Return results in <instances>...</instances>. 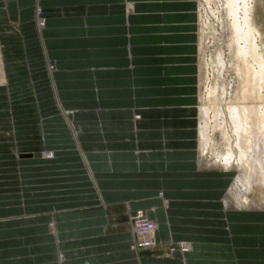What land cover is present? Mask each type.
Masks as SVG:
<instances>
[{
	"label": "crops",
	"instance_id": "crops-1",
	"mask_svg": "<svg viewBox=\"0 0 264 264\" xmlns=\"http://www.w3.org/2000/svg\"><path fill=\"white\" fill-rule=\"evenodd\" d=\"M196 39L195 0H0V264H264V211L193 158Z\"/></svg>",
	"mask_w": 264,
	"mask_h": 264
},
{
	"label": "bare ground",
	"instance_id": "bare-ground-1",
	"mask_svg": "<svg viewBox=\"0 0 264 264\" xmlns=\"http://www.w3.org/2000/svg\"><path fill=\"white\" fill-rule=\"evenodd\" d=\"M248 1L225 0V10L232 21L231 43L239 78L234 95L226 100V90L219 84L225 91L220 89L217 83L205 88L204 92L200 91L201 73L198 72L197 75L196 163L199 164L200 157L210 154L214 155L215 164L220 169L231 171L232 167H236L239 170L224 197L226 208L264 210V55L259 50L260 46L255 43L256 35L260 32L250 16L253 10ZM131 9L132 4H128V10ZM201 21L197 14V49L200 48L202 37ZM217 59L220 64L224 63L221 55ZM209 113H212L211 118L208 117ZM218 134L221 136L220 142L217 141ZM218 147L224 151L218 150ZM42 156L52 158V152ZM206 164L210 166L208 160ZM255 187L259 189L256 201L249 199V193ZM153 224L154 227L145 236L149 241L148 245L153 239L155 222ZM137 238L139 239L138 236Z\"/></svg>",
	"mask_w": 264,
	"mask_h": 264
},
{
	"label": "rangeland",
	"instance_id": "rangeland-1",
	"mask_svg": "<svg viewBox=\"0 0 264 264\" xmlns=\"http://www.w3.org/2000/svg\"><path fill=\"white\" fill-rule=\"evenodd\" d=\"M207 1V2H206ZM249 6L252 7V10L250 13V16L253 19V23L258 28V31L260 32L258 35H256L255 43L258 45L259 50L264 55V0H249ZM196 3V15L198 14V17L201 18V29H202V37L200 41V48L196 50V62H197V75L198 72H200L201 77V84H200V91L204 92L206 91L207 87L213 86L214 84H218L219 88L222 89L220 85L224 87L222 89L226 93L224 96H226V100H229V97H232L234 93L236 92V88L238 85V74L236 72V58L234 54V47H232L231 43V37H232V21L228 17L227 10H225V0H195ZM253 6H252V5ZM128 9V5H127ZM37 17L36 21L38 26L43 24V14H42V8L37 9ZM230 19V20H229ZM260 36V37H259ZM233 48V49H232ZM233 52V53H232ZM217 54L218 57H217ZM221 55L222 61H224V65L220 64L217 58H219ZM47 67L50 69H54V64L52 62H47ZM216 81V82H215ZM218 81V82H217ZM197 84H198V76H197ZM220 84V85H219ZM206 88V89H205ZM220 91V90H219ZM209 118L212 117V113H209ZM140 116L138 113L134 114V117ZM217 141L220 142L221 136L217 135ZM197 147V146H196ZM218 150L224 151L223 148L218 147ZM48 152H52L53 157V151L48 149L41 150L42 154H47ZM196 152L198 154L197 148ZM197 154H194V159L197 160ZM207 154V153H206ZM179 155H176L174 157L178 158ZM209 156V157H207ZM205 157H200L199 164L197 166L200 167V172L204 173H212V174H225L229 175L231 182L228 186V189L226 190L225 196H227V193L229 191L230 186L234 182V179L238 176L239 170L236 167H232L231 171H225L223 169H220L215 164V159L213 158L214 155L207 154ZM203 159V160H202ZM212 159V160H211ZM206 160H208L209 165L206 164ZM214 160V161H213ZM236 175V176H235ZM259 189L255 187L253 191L249 193L250 200L256 201V199L259 197ZM258 192V193H257ZM252 194V195H250ZM159 195L161 196V192H159ZM164 203L167 202V199H163ZM224 204V202H223ZM142 210V209H140ZM251 211H264L263 209H253ZM137 212H140L139 209L130 212L127 214V222L128 226L132 230V241H131V249L132 252L137 255V251H144L150 247H153L157 245V239L155 235V230L153 234V239H151L150 244L148 246L139 245L135 240H137V236L135 231L138 229L141 230L145 227V224L147 222L145 219L148 218L147 214L144 210H142L143 217L141 219H138L136 214ZM150 219V218H149ZM151 220V219H150ZM153 221V220H151ZM156 229V224H155ZM153 241V243H152ZM185 247V248H184ZM180 253L183 254L184 251L189 250L190 246L187 242H180L179 243ZM134 249V251H133ZM170 250H173L171 247ZM179 253V254H180ZM175 254V253H174ZM182 256V255H181Z\"/></svg>",
	"mask_w": 264,
	"mask_h": 264
},
{
	"label": "built area",
	"instance_id": "built-area-1",
	"mask_svg": "<svg viewBox=\"0 0 264 264\" xmlns=\"http://www.w3.org/2000/svg\"><path fill=\"white\" fill-rule=\"evenodd\" d=\"M139 211L140 212H137L136 216L138 219H141L143 217L142 210L139 209ZM145 221L147 222V224H145V227L139 231L138 229L135 231L136 236L139 237V239L137 238L139 245H148L149 241L146 239L147 237L145 236L150 232V229L154 227V222L151 221L149 218L145 219Z\"/></svg>",
	"mask_w": 264,
	"mask_h": 264
}]
</instances>
